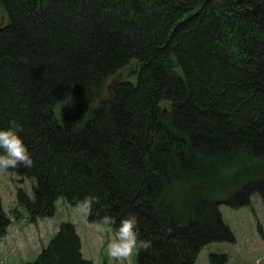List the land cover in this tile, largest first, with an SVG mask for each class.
<instances>
[{
    "label": "trees",
    "instance_id": "16d2710c",
    "mask_svg": "<svg viewBox=\"0 0 264 264\" xmlns=\"http://www.w3.org/2000/svg\"><path fill=\"white\" fill-rule=\"evenodd\" d=\"M0 8V127L22 123L35 161L7 170L35 180L32 199L17 193L28 220L52 217L60 198L76 207L95 194L90 223L109 214L115 232L138 216L151 246L139 247L137 264H193L205 245L233 243L220 206L264 197V0ZM131 67L133 80L118 78ZM9 224L0 200V236ZM19 264L94 263L62 222Z\"/></svg>",
    "mask_w": 264,
    "mask_h": 264
},
{
    "label": "rangeland",
    "instance_id": "374dc122",
    "mask_svg": "<svg viewBox=\"0 0 264 264\" xmlns=\"http://www.w3.org/2000/svg\"><path fill=\"white\" fill-rule=\"evenodd\" d=\"M2 22L3 13L0 8V24ZM133 75L131 67L119 74L118 78L133 80ZM34 183V178H22L15 172L0 171L1 205L10 219L6 234L0 236V264L34 261L62 222H70L75 226L81 240V252L94 264H137L139 246L129 258L111 257L107 243L115 236L113 229H102L90 223L88 214L81 213L62 198L56 201L52 217L30 222L25 207L18 205L17 193L22 189L32 199ZM220 211L223 221L234 235L233 243L213 242L205 245L193 264H211L212 254L226 255V264H264V197L254 194L250 205L237 209L221 205Z\"/></svg>",
    "mask_w": 264,
    "mask_h": 264
},
{
    "label": "clouds",
    "instance_id": "9594fccd",
    "mask_svg": "<svg viewBox=\"0 0 264 264\" xmlns=\"http://www.w3.org/2000/svg\"><path fill=\"white\" fill-rule=\"evenodd\" d=\"M23 124L17 120H10L7 127H0V171L16 168L19 165L31 167L34 158L25 144ZM100 197L95 194H86L76 201V208L83 214H90L93 205L98 203ZM97 224L102 229L112 228L117 224L116 218L104 214L99 217ZM148 249L150 240H143L139 236V218L135 213L120 218L115 227V236L107 243L108 254L117 259L129 258L137 247Z\"/></svg>",
    "mask_w": 264,
    "mask_h": 264
}]
</instances>
